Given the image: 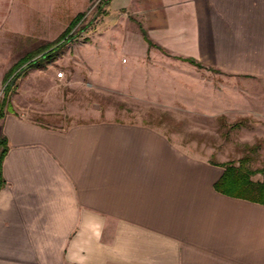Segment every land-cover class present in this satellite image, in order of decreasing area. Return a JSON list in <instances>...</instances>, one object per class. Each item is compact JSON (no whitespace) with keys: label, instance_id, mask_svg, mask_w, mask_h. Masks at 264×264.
<instances>
[{"label":"crops","instance_id":"obj_1","mask_svg":"<svg viewBox=\"0 0 264 264\" xmlns=\"http://www.w3.org/2000/svg\"><path fill=\"white\" fill-rule=\"evenodd\" d=\"M92 1L0 0V48L37 34L50 45ZM103 16L93 42L118 30L143 97L264 117V0H107ZM12 108L0 118V264H264V203L217 190L221 161L154 123L53 126Z\"/></svg>","mask_w":264,"mask_h":264},{"label":"rangeland","instance_id":"obj_2","mask_svg":"<svg viewBox=\"0 0 264 264\" xmlns=\"http://www.w3.org/2000/svg\"><path fill=\"white\" fill-rule=\"evenodd\" d=\"M106 4L107 0H93L53 58L19 73L21 67L14 71L11 68L27 55L41 56L50 49L45 46L49 41L38 38V34L30 41L5 39L0 48V103L10 101L28 117L53 126L96 118L153 121L174 142L196 156L227 162L248 155L249 167H263L264 117L253 116L241 105V109L227 113L205 111L203 105L193 108L186 100H176L169 106L162 99L143 97L139 88L143 80L138 79L143 78V74L122 54L124 48L114 44L118 30L108 29L105 40L93 42L97 25L107 24L108 19L103 16ZM117 19L123 26V17L119 15ZM51 23L59 26L55 19L49 25ZM55 34V31L47 32L40 37L51 38ZM124 59L129 60L122 62ZM90 62L94 63L97 76L115 80L119 86L94 79ZM58 71L64 72L62 78L58 77ZM217 72L213 71V76L218 78ZM10 80L13 84L7 87ZM215 83L218 84V80ZM218 91L212 92L215 107L219 105ZM236 121L242 124L233 127ZM254 178L263 176L257 173Z\"/></svg>","mask_w":264,"mask_h":264},{"label":"trees","instance_id":"obj_3","mask_svg":"<svg viewBox=\"0 0 264 264\" xmlns=\"http://www.w3.org/2000/svg\"><path fill=\"white\" fill-rule=\"evenodd\" d=\"M84 13L78 14L71 21L69 26L60 34V36L54 40L49 47L50 49L38 58H35L33 55H27L22 61L17 62L14 67L11 68V71L21 67L18 73L22 70L27 69L31 66L40 65L44 60H50L55 56V54L60 50L63 41H65V37L71 31L73 26L77 24V22L81 19ZM197 66L202 67V64L198 62L196 59L189 58L186 59ZM17 73V74H18ZM13 82L10 80V83L7 84L12 86ZM6 87V89H7ZM8 91V90H7ZM6 109V110H5ZM12 104L10 101H2L0 103V118L5 114L7 110H12ZM150 123H155L153 121H149ZM240 121H236L233 123V127H237L241 125ZM0 144L2 145L0 149V175H1V164L3 157L7 150V144L5 138L0 139ZM250 157L248 155L240 157L238 160H229L227 162H222L224 166V172L221 177L216 181L215 188L221 192H224L229 195L242 197L246 199H250L253 201L264 203V166L260 168H251L249 167ZM257 173H261L263 178H254V175Z\"/></svg>","mask_w":264,"mask_h":264},{"label":"built area","instance_id":"obj_4","mask_svg":"<svg viewBox=\"0 0 264 264\" xmlns=\"http://www.w3.org/2000/svg\"><path fill=\"white\" fill-rule=\"evenodd\" d=\"M57 74H58V77H62L64 75V72L63 71H58Z\"/></svg>","mask_w":264,"mask_h":264}]
</instances>
